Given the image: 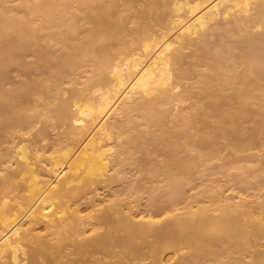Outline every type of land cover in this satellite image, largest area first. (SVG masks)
<instances>
[{
  "label": "bare ground",
  "instance_id": "1",
  "mask_svg": "<svg viewBox=\"0 0 264 264\" xmlns=\"http://www.w3.org/2000/svg\"><path fill=\"white\" fill-rule=\"evenodd\" d=\"M68 1H37L33 11L41 13L43 25L39 28L30 25L22 15H6L0 11V141L7 128L27 124L35 115L36 111H27L32 109L35 91L43 81L22 80L7 86L5 79L10 68L17 67L28 73L48 67L55 74L44 75L45 79L68 72L78 64L92 65L94 71L99 70L98 81L88 80L72 104L64 101L58 108L44 109L48 116L78 123L76 127L69 126L72 135L71 141L65 144V151L51 156L50 165L47 163L46 173L56 178L42 177L38 155H31L24 142L16 150L17 168L0 178V264H162L160 253L181 244L191 249L184 261L198 264L199 259L210 252L211 239L207 231L214 234L235 232L234 248L242 256L249 252L252 255L250 264H264V249L259 248V239L264 237V210L258 211L236 196L234 198L239 200L219 198L211 203L212 207L192 205L184 213H173L161 223L152 217L137 219L135 214L125 215L119 210L116 218L111 213H102L96 217L97 223L109 227L83 239H74L81 234L79 225L82 223L76 213L58 217L57 210L47 211L50 203L61 207L70 198L82 195L101 182L103 177L108 178L112 161L123 164L140 160L128 150L130 145L141 144L139 134L122 139L123 142L115 147L116 153H113L114 142L110 140L116 130L126 131L123 118L127 115L139 113L138 117L149 124H159V117L165 114L159 110V105L178 100L174 89L180 87L181 80L188 77L193 68L198 69L184 67L186 50L191 47L208 60L207 69L196 70L200 74L194 84L198 90L194 97L198 112L190 115L198 119L201 126L196 133L185 132L181 136L185 156L179 157L174 147L167 151L171 152L170 156L165 152L172 160L166 165L168 173L165 175L168 205L178 199L184 175L200 160L218 152L221 140L226 146L240 149L255 143L257 128L251 134L249 130L250 139H242V143L236 138L247 133L241 126V120L248 113L246 104L251 99L264 104V0H213L206 11L191 21H186L187 15H196L212 0H145L141 9L142 27L147 32L142 42L143 53L137 57L120 54L123 55L121 61L116 56L106 59L99 55L106 52L108 44L94 48L100 40H115L118 35L127 37L129 34L123 26V18L112 10L110 3L95 0L96 3L76 13L68 7ZM133 1L125 0V3ZM160 6L165 9L159 10ZM172 7L179 12L185 10V13L178 16L174 13L177 18L174 16L171 20L169 9ZM237 11L244 13L237 14ZM76 20L92 23L78 43L69 36L76 28ZM49 23L55 27L64 25V28L56 32L45 25ZM43 28L50 33L47 41L40 44L34 39ZM194 36L200 37V41L195 42ZM53 40L64 50L54 49ZM88 51H93L94 59L84 57ZM29 52L36 55L33 62L24 60ZM240 66H244V70H238ZM227 79L239 86L232 89L236 94L235 104L226 106L222 98L229 90ZM40 89V96L47 97L46 89ZM258 90L260 92L256 93ZM121 97L122 104L113 111ZM93 126L96 131L90 133L89 140L68 165L67 158L73 155ZM174 138L180 139L179 134H174ZM190 147L200 149L201 153L192 155ZM150 172L155 173L153 169ZM20 176L21 179H17ZM18 187H23L25 192L19 195L16 206L8 205L10 193ZM210 211H217L219 215L213 216ZM41 222H49V228H55L48 234L37 233L35 229ZM219 238L226 237L223 234ZM68 244L74 246L71 253L64 251Z\"/></svg>",
  "mask_w": 264,
  "mask_h": 264
},
{
  "label": "rangeland",
  "instance_id": "2",
  "mask_svg": "<svg viewBox=\"0 0 264 264\" xmlns=\"http://www.w3.org/2000/svg\"><path fill=\"white\" fill-rule=\"evenodd\" d=\"M37 1L39 0H0V11H4L6 15H14L15 13L22 15L23 19L30 25L39 28L43 25L41 13L33 11V7L37 5ZM53 1L59 3L64 0ZM106 1L110 3L112 10L123 18V26L129 34L127 37L118 35L115 40L113 38L100 40L94 44V48L108 44L106 52H100L99 54L102 58L106 59H111L115 56L120 59V56L122 57L128 54L137 57L143 53L142 42H144V39L147 37V32L142 27L144 17L141 11L145 4V0H134L133 2H127V4L125 0ZM68 2V7H71L72 11L76 13H81L84 7L87 8L96 3L95 0H86L85 3L81 0H69ZM212 2L213 0L207 3L201 11L196 15L194 14L195 16L188 14L189 16L187 15L186 21L194 20L196 16L206 11L207 8L211 6L210 4ZM164 9V6L159 7V10ZM176 11L174 7L169 9L170 16H168L171 20L174 16L177 18L176 15L178 16L182 14V12L185 13V10H181V12ZM240 12L241 11H237L236 13L239 14ZM174 13H176V15ZM45 25L51 26L56 32L64 28V25L55 27L52 23ZM214 26L216 27L217 24ZM89 27H92V23L88 20H76V28L69 34L72 41L77 43L80 42V39L89 31ZM49 33V29L43 28L42 32L36 36L34 41L44 44L47 41ZM195 37L196 36L193 37V40L199 42L200 37ZM113 43L115 45H113ZM52 44H54V49L58 51L64 50V47L57 43V41L53 40ZM33 49L34 47H32V50ZM85 56L88 59L95 58L93 51H88L84 57ZM121 59L119 61H121ZM24 60L33 62L36 60V55L33 52H29L24 55ZM207 64L208 60L201 58L199 50H195L194 47L186 50L184 67L207 69ZM51 68L54 69V65ZM193 69L194 70L188 77L181 80L180 87L174 89L177 92L175 94L178 100L180 96H183V100L180 99L178 101L176 99L172 104L164 103L159 105V110L165 111V114L159 117L160 122L158 125L149 124L146 119L142 120L138 117L139 113H134L133 116L127 115L123 118L125 119L127 125L126 131L128 133L126 131L116 130L113 134L114 136H112L110 140L111 143L114 142L116 145L112 144L114 147V151L112 150L113 153H116L118 150L117 148L115 149V147H117L121 141L123 142L124 139L126 140L130 134L140 135L141 144H133L128 148L136 158H140L139 161H128L123 164L112 161L110 163V173L108 172L109 174H107L108 178H106V176L102 178L104 181L102 180L98 184L93 185L82 195L70 198L61 207L57 208L54 204L50 203L47 211L57 210L58 217H67L72 213H76L81 219L82 223L79 225L81 234L74 237V239L93 237L97 233L107 229L109 225L98 224L96 217L102 213L108 212L112 214L113 218H116V216L119 215V212H116L117 210L125 215L135 214L137 219L144 220V218L147 219L152 217L154 221L161 223L167 218H170L173 213H184L187 209H190L192 205L195 207H212L211 203L218 201L219 198L223 199L230 197L231 199H235V196L242 198L245 203L247 202L256 207L259 209L258 211L264 210V104L254 99H251L246 104L248 113L241 120V126L247 129V133L239 135L240 137H237L236 140L238 139L237 142L242 143V139H247L257 128L256 135H254L256 139L255 143L240 149L231 145L226 146L225 141L221 140L220 142L223 143L219 142L218 152H214L204 160H200L184 175L185 179L179 188V193H177V195H179L178 199L174 204L168 205V181L165 175L168 173L166 165L172 162V160L165 155V152L174 147L179 157L185 156L186 148L181 146V136H183L185 132L196 133L201 126L198 119L190 118V115L198 112V108L194 106V97L196 92H198L194 84L200 79V74L196 71L198 69ZM238 70H244V66L238 67ZM51 71L52 70L48 67H42L27 73L22 71V69L12 67L7 72L8 75L5 79L7 86H11L22 80H29L33 83L34 81L37 82V80L43 81L35 91L36 96L30 105L32 109L27 111L28 113L36 111L35 115L31 116L27 124H17L14 127L7 128L5 136L0 141V178L9 175L11 171L17 168L18 161L16 158V150H18V146L22 142L28 145L31 150V155H38V169L42 177L44 176V178H46L50 176L46 173L45 169L50 165L49 163H51L49 162L51 161V156H55V154L58 155L65 151L64 148H67L65 144L71 141L72 134L69 132L71 131L70 127H76L78 123L76 121H74V123L71 121L72 124L64 118L48 116L44 112V109L58 108L64 101H68L72 104L75 96L81 93L87 86V81L91 80L95 83L98 81L99 76V70L94 71L93 66L87 64L82 66L79 64L74 65L68 72L60 73L50 79H45V76L50 75V73L55 74ZM208 71L211 72V69ZM175 82L176 81H174V83ZM226 85L229 87V90L226 91V95L222 99L227 106L229 104H235L234 97L236 94L233 93L232 89L239 85L233 83L229 79H227ZM40 88L46 89L47 97L40 96ZM259 92L260 90L256 91V93ZM122 99L123 97H121L120 100L118 99L116 104L117 107L115 106L113 111L119 108L122 104ZM259 121L262 123L260 124ZM96 129L97 128L93 126L91 131L89 130V134L85 136V141L83 139V141L80 142L81 146L78 145L80 148L78 146L76 147V153L74 152L73 155L69 156L70 158H67L68 161H66L68 165L75 160L82 147ZM249 130H251V132L248 135ZM174 134H179L180 139H175ZM170 141L174 142L171 144ZM10 152L11 154L8 155ZM189 152L192 155H199L201 153L200 149L196 147H190ZM170 153L171 152H167L168 155ZM149 169H153L155 173H151ZM48 178L54 180L56 177L55 175H51L46 179ZM17 179H21V176L17 177ZM24 192L25 190L23 187H18L12 191L9 195L7 204L16 206L18 204L19 195ZM242 199L240 200L242 201ZM235 200L239 199L236 198ZM156 205H161L162 207L159 208V206ZM164 205L166 206L163 207ZM210 212L213 216L219 215L217 211ZM53 228H55V226L49 228V222H41L38 224L35 231L41 234H48L50 229ZM207 232L208 237L211 239L208 244L210 252L199 259L198 264L251 263L252 255L249 252H245L242 256L241 253L234 248L233 236L235 232L223 233L226 237L223 240L219 238L223 234H214L211 231ZM259 248L264 249V237L259 239ZM73 250L74 246L72 244H68L64 249L66 253H71ZM190 252L191 249L187 244H181L175 248L166 249L160 253L164 261L162 264H188L184 261V258L189 255ZM149 261L150 260H145L144 262Z\"/></svg>",
  "mask_w": 264,
  "mask_h": 264
}]
</instances>
